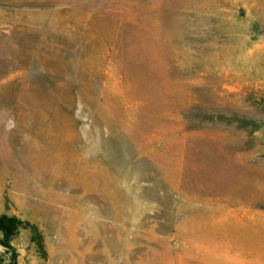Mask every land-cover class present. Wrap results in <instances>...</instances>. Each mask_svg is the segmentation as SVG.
Instances as JSON below:
<instances>
[{
    "label": "rangeland",
    "instance_id": "obj_1",
    "mask_svg": "<svg viewBox=\"0 0 264 264\" xmlns=\"http://www.w3.org/2000/svg\"><path fill=\"white\" fill-rule=\"evenodd\" d=\"M0 212L17 264H264V0H0Z\"/></svg>",
    "mask_w": 264,
    "mask_h": 264
},
{
    "label": "trees",
    "instance_id": "obj_2",
    "mask_svg": "<svg viewBox=\"0 0 264 264\" xmlns=\"http://www.w3.org/2000/svg\"><path fill=\"white\" fill-rule=\"evenodd\" d=\"M21 229L29 231V240L39 252H43L41 235L36 225L17 215L0 212V264H17V252L12 240Z\"/></svg>",
    "mask_w": 264,
    "mask_h": 264
}]
</instances>
